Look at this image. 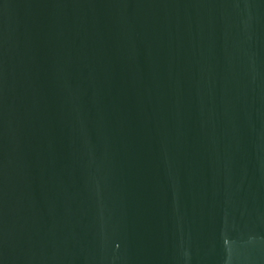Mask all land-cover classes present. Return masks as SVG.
<instances>
[{
  "label": "water",
  "instance_id": "water-1",
  "mask_svg": "<svg viewBox=\"0 0 264 264\" xmlns=\"http://www.w3.org/2000/svg\"><path fill=\"white\" fill-rule=\"evenodd\" d=\"M0 264H264V0H0Z\"/></svg>",
  "mask_w": 264,
  "mask_h": 264
}]
</instances>
